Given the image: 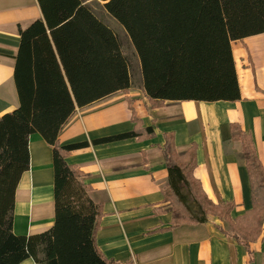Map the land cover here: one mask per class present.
Instances as JSON below:
<instances>
[{
    "label": "trees",
    "instance_id": "16d2710c",
    "mask_svg": "<svg viewBox=\"0 0 264 264\" xmlns=\"http://www.w3.org/2000/svg\"><path fill=\"white\" fill-rule=\"evenodd\" d=\"M125 30L141 63L146 97L165 102H236L241 99L232 43L264 33V0H98ZM43 18L20 32L14 72L20 107L0 118V264H119L100 252L96 235L102 206L89 197L81 172L68 155L89 143L61 145L59 134L77 109L132 88L131 64L118 35L82 0H38ZM132 110L134 130L94 145L141 140L144 128ZM243 143L252 208L231 218L233 203L214 204L194 177L197 146L177 153L167 137L165 156L172 205L171 228L204 224L213 215L253 255L250 244L263 235L264 167L251 134L232 126ZM39 134L53 149L55 225L47 232H13L15 193L29 170V138ZM199 209L193 213L182 190ZM131 264V263H127Z\"/></svg>",
    "mask_w": 264,
    "mask_h": 264
},
{
    "label": "crops",
    "instance_id": "0c3cea01",
    "mask_svg": "<svg viewBox=\"0 0 264 264\" xmlns=\"http://www.w3.org/2000/svg\"><path fill=\"white\" fill-rule=\"evenodd\" d=\"M42 18L38 0H0V118L20 107L14 79L20 32ZM232 50L239 101L155 106L142 78L127 94L118 92L77 109L62 128L61 145L89 143L66 160L81 172L92 201L102 206L96 241L105 258L119 264H264V234L250 244L251 255L232 236L229 224L213 215L204 224L171 228L172 205L164 195L169 184L165 145L173 136L179 154L197 146L194 177L209 200L233 203V220L252 208L243 143L233 137L232 126L251 134L264 167V33L233 42ZM138 65L141 70L139 58ZM128 99L141 126L154 133L94 145L135 129ZM29 152V170L15 193L13 232L18 236L38 235L55 225L53 149L33 134ZM21 264L37 263L27 259Z\"/></svg>",
    "mask_w": 264,
    "mask_h": 264
},
{
    "label": "rangeland",
    "instance_id": "374dc122",
    "mask_svg": "<svg viewBox=\"0 0 264 264\" xmlns=\"http://www.w3.org/2000/svg\"><path fill=\"white\" fill-rule=\"evenodd\" d=\"M82 1L91 8V10L100 20H102L105 24H107L118 35L120 41L122 42L124 52L131 64L133 85L134 87L140 86V83L142 82V75L138 65V58L135 54V50L130 41V38L128 37L123 27L107 13L104 7V3L98 0H82ZM182 193L186 197L188 205L191 207L193 213L199 215L200 214L199 209L197 208L193 197L189 193V190L187 188H184L182 190Z\"/></svg>",
    "mask_w": 264,
    "mask_h": 264
}]
</instances>
